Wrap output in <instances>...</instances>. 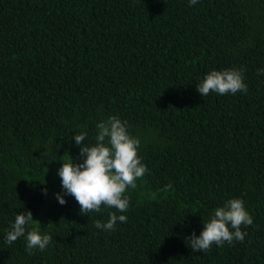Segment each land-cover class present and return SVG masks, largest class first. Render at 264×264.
<instances>
[{
  "label": "trees",
  "instance_id": "16d2710c",
  "mask_svg": "<svg viewBox=\"0 0 264 264\" xmlns=\"http://www.w3.org/2000/svg\"><path fill=\"white\" fill-rule=\"evenodd\" d=\"M232 68L247 94L197 92ZM261 72L264 0H0V264H264ZM110 116L141 140L149 172L127 212L81 215L56 198L58 170L83 162L73 137L93 144ZM233 198L253 218L244 241L194 253L188 238ZM27 210L52 236L33 255L4 239ZM113 211L128 222L97 229Z\"/></svg>",
  "mask_w": 264,
  "mask_h": 264
},
{
  "label": "clouds",
  "instance_id": "9594fccd",
  "mask_svg": "<svg viewBox=\"0 0 264 264\" xmlns=\"http://www.w3.org/2000/svg\"><path fill=\"white\" fill-rule=\"evenodd\" d=\"M199 0H189V6H195ZM244 69L213 70L208 73L196 90L202 97L210 93L223 96L235 95L238 92L247 94L248 86L244 82ZM264 74V72H261ZM87 132L73 137L80 147L82 163H74L69 156L68 162H63L58 170L62 181L63 195L57 194L61 205L67 201L64 196L74 197L80 205V214L90 216L91 213H101L104 209H116L120 213L127 212L130 198L126 195L129 188H137V180L142 179L149 172L147 166L139 156L141 140L129 131L127 121L118 116H110L96 124L94 143L87 141ZM171 185H166L163 191H168ZM47 191L45 189V195ZM116 211L109 212L106 223L95 221V227L102 231L114 232L118 222L127 223L126 215H117ZM91 217V216H90ZM39 223L33 219L29 210L15 216L14 223L7 231L5 242L9 245L23 237L26 241V252L33 255L36 250L45 251L52 241L48 233H41L32 227ZM204 230L197 237L195 233L188 238L194 253H207L213 245L223 246L233 241L243 242L247 233L241 227L253 224V218L248 213L242 199L233 198L216 208L205 221ZM40 224V223H39ZM53 226V225H49ZM48 226V227H49Z\"/></svg>",
  "mask_w": 264,
  "mask_h": 264
}]
</instances>
